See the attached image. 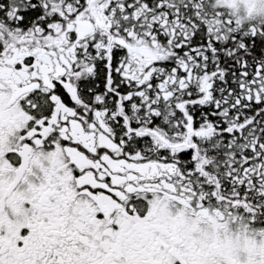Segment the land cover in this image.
<instances>
[{
  "label": "snow or ice",
  "instance_id": "obj_1",
  "mask_svg": "<svg viewBox=\"0 0 264 264\" xmlns=\"http://www.w3.org/2000/svg\"><path fill=\"white\" fill-rule=\"evenodd\" d=\"M0 264H264V0H0Z\"/></svg>",
  "mask_w": 264,
  "mask_h": 264
}]
</instances>
